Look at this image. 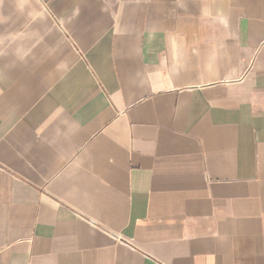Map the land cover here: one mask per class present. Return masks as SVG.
<instances>
[{
	"label": "crops",
	"instance_id": "crops-1",
	"mask_svg": "<svg viewBox=\"0 0 264 264\" xmlns=\"http://www.w3.org/2000/svg\"><path fill=\"white\" fill-rule=\"evenodd\" d=\"M0 264H264V0H0Z\"/></svg>",
	"mask_w": 264,
	"mask_h": 264
}]
</instances>
